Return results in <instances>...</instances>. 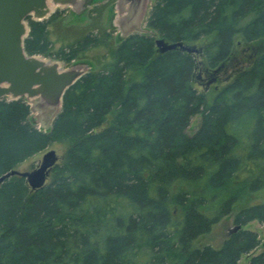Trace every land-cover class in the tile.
I'll return each instance as SVG.
<instances>
[{"label":"trees","instance_id":"1","mask_svg":"<svg viewBox=\"0 0 264 264\" xmlns=\"http://www.w3.org/2000/svg\"><path fill=\"white\" fill-rule=\"evenodd\" d=\"M28 21L26 52L49 55V21ZM147 25L65 92L50 128L24 97L0 100V176L69 142L43 188L0 185V264H264V234L246 228L264 222V0H154ZM158 37L201 51L159 53ZM200 64L235 71L212 98ZM231 214L241 227L219 246L197 243Z\"/></svg>","mask_w":264,"mask_h":264},{"label":"water","instance_id":"2","mask_svg":"<svg viewBox=\"0 0 264 264\" xmlns=\"http://www.w3.org/2000/svg\"><path fill=\"white\" fill-rule=\"evenodd\" d=\"M148 1L119 0L121 10L118 18L128 30L126 34L145 32L143 23L146 20ZM89 2L90 0H0V100L24 97L32 111L37 112L39 123L45 130L50 128L61 111L65 92L89 68L76 66L64 70L58 62H48L41 55H29L24 46L30 30L27 20L30 17L36 21L47 20L54 12L53 6H71L77 9L88 6ZM155 43L159 53L176 49L188 53L201 51L196 45L171 43L162 37L156 38ZM221 68L222 65L213 70V73H219ZM213 81L214 79L209 83ZM59 163L57 152L50 149L44 153L36 168L30 171L13 169L0 176V185L10 177L20 176L26 179L31 190H38L47 185L53 168ZM240 227L235 226L233 231Z\"/></svg>","mask_w":264,"mask_h":264},{"label":"rangeland","instance_id":"3","mask_svg":"<svg viewBox=\"0 0 264 264\" xmlns=\"http://www.w3.org/2000/svg\"><path fill=\"white\" fill-rule=\"evenodd\" d=\"M153 2L154 0L148 1V6L145 12L146 20H144L143 23L145 32H151L147 25V17L150 13L149 8L152 6ZM53 10L54 12H52L47 19L49 21L47 26L48 38L50 40L49 53L52 54L41 56L45 57L48 62H58L64 70L81 66L88 67L90 71L95 72L106 68L113 62V55L121 38L129 35L126 34L128 30L121 25V22L117 17L121 10L119 0H90L88 6H85L84 8L81 7L74 9L71 6H53ZM56 12H59L57 16ZM91 31L97 35L104 33L106 35L105 41L98 46H95V48H88L87 50L79 52L75 58L71 60H61L54 56L62 49H69L74 46V44L82 40L87 33ZM151 34L154 35L153 32ZM241 50H243L242 46L236 48L235 51L237 56L242 60H246L249 52L243 53ZM198 60L200 61V59ZM234 72L233 69L231 71V69L224 68L219 73L215 74L213 71L207 72L202 64H200L195 76V85L202 91H209L211 95L210 98H212L214 93L218 92L227 84ZM212 79H214V81L209 83ZM30 119L39 127L41 126L37 112L32 111ZM200 121L201 116H195L187 130L188 133L192 134L195 132L200 125ZM68 145L69 142H55L47 149L28 158L25 162L19 165L17 169L20 171H30L36 168L40 164L44 153L50 149H54L57 152L61 162ZM49 180L50 176L48 182ZM234 228L233 214H231L214 225L212 231L209 234L200 237L197 243L219 246ZM246 228L258 232L260 236H263L264 234V222L252 221L246 226ZM261 250L262 248L260 247L257 248L255 252L259 253ZM247 259L248 256H242L239 264H246Z\"/></svg>","mask_w":264,"mask_h":264},{"label":"flooded vegetation","instance_id":"4","mask_svg":"<svg viewBox=\"0 0 264 264\" xmlns=\"http://www.w3.org/2000/svg\"><path fill=\"white\" fill-rule=\"evenodd\" d=\"M117 12V11H116ZM118 17V16H117ZM132 34H134V33H132Z\"/></svg>","mask_w":264,"mask_h":264}]
</instances>
